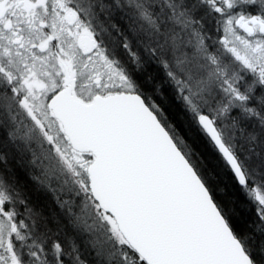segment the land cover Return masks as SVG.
I'll use <instances>...</instances> for the list:
<instances>
[{"label":"snow or ice","instance_id":"snow-or-ice-1","mask_svg":"<svg viewBox=\"0 0 264 264\" xmlns=\"http://www.w3.org/2000/svg\"><path fill=\"white\" fill-rule=\"evenodd\" d=\"M0 264H264V0H0Z\"/></svg>","mask_w":264,"mask_h":264}]
</instances>
